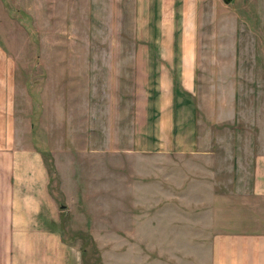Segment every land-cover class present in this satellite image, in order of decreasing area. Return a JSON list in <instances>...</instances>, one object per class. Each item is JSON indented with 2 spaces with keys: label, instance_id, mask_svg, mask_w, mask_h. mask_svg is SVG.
I'll return each instance as SVG.
<instances>
[{
  "label": "rangeland",
  "instance_id": "374dc122",
  "mask_svg": "<svg viewBox=\"0 0 264 264\" xmlns=\"http://www.w3.org/2000/svg\"><path fill=\"white\" fill-rule=\"evenodd\" d=\"M0 48L72 264H212L213 234L264 232V0H0ZM170 51L196 145L161 151Z\"/></svg>",
  "mask_w": 264,
  "mask_h": 264
},
{
  "label": "crops",
  "instance_id": "0c3cea01",
  "mask_svg": "<svg viewBox=\"0 0 264 264\" xmlns=\"http://www.w3.org/2000/svg\"><path fill=\"white\" fill-rule=\"evenodd\" d=\"M164 61L149 66L155 68L159 65L160 69L163 66L168 69L166 74L161 72L157 77L158 94L162 93L163 98L157 122L160 133L158 145L161 151L180 145L191 149L196 145L192 117L184 122L186 128L180 126L178 121H174L173 109L180 107L178 95L184 96V91L189 96L184 106L191 107L193 70H185L183 65L180 79L184 91L179 94L178 86L174 91L169 70L173 67L172 52L165 53ZM5 66L7 62L0 60V264L75 263V256H68V246L56 228V207L49 191V175L43 157L34 148L19 146L16 142L11 79L1 73ZM189 123L190 130L187 129ZM185 132L190 134L186 138L183 136ZM262 182L256 179L250 192L253 196H264V180ZM210 210L205 206L197 212ZM209 240L212 264H264V232H217Z\"/></svg>",
  "mask_w": 264,
  "mask_h": 264
},
{
  "label": "water",
  "instance_id": "95a60500",
  "mask_svg": "<svg viewBox=\"0 0 264 264\" xmlns=\"http://www.w3.org/2000/svg\"><path fill=\"white\" fill-rule=\"evenodd\" d=\"M225 3H229L231 0H223ZM66 206L65 205H61V209H64Z\"/></svg>",
  "mask_w": 264,
  "mask_h": 264
}]
</instances>
